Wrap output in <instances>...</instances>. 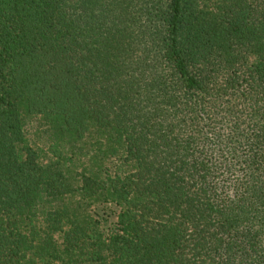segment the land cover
Listing matches in <instances>:
<instances>
[{
	"label": "trees",
	"instance_id": "trees-1",
	"mask_svg": "<svg viewBox=\"0 0 264 264\" xmlns=\"http://www.w3.org/2000/svg\"><path fill=\"white\" fill-rule=\"evenodd\" d=\"M0 264H264V0H0Z\"/></svg>",
	"mask_w": 264,
	"mask_h": 264
},
{
	"label": "rangeland",
	"instance_id": "rangeland-1",
	"mask_svg": "<svg viewBox=\"0 0 264 264\" xmlns=\"http://www.w3.org/2000/svg\"><path fill=\"white\" fill-rule=\"evenodd\" d=\"M26 137L33 146L37 147L43 152L46 151L45 138L42 132H40L38 129V125L34 121H28L27 123Z\"/></svg>",
	"mask_w": 264,
	"mask_h": 264
}]
</instances>
